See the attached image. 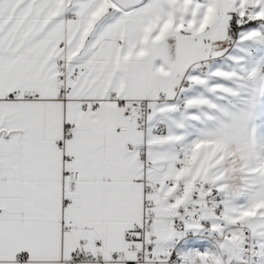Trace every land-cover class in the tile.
<instances>
[{"label": "snow or ice", "instance_id": "obj_1", "mask_svg": "<svg viewBox=\"0 0 264 264\" xmlns=\"http://www.w3.org/2000/svg\"><path fill=\"white\" fill-rule=\"evenodd\" d=\"M0 264H264V0H0Z\"/></svg>", "mask_w": 264, "mask_h": 264}]
</instances>
